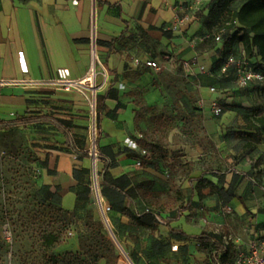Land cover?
<instances>
[{
	"label": "rangeland",
	"instance_id": "rangeland-1",
	"mask_svg": "<svg viewBox=\"0 0 264 264\" xmlns=\"http://www.w3.org/2000/svg\"><path fill=\"white\" fill-rule=\"evenodd\" d=\"M240 2H233L227 10L209 9L199 17L191 30L183 32L181 36L184 43H192L190 46L197 54L208 53L205 60L209 61L211 68L219 65L216 50L220 46L212 36L219 29L229 27ZM147 31L155 35L159 30ZM130 41L139 57L145 51L152 56L153 50L157 49L155 39L144 30H137V33L132 30ZM184 62H189L187 54L176 58L173 69H167L166 64L163 66L164 62H159L165 71H160L162 68L153 70L139 62L137 75L130 76L137 80L144 75L134 87H130L132 91L127 94L128 100L135 104L136 112L139 113L132 133V150L139 155L138 158L132 157L139 168L136 178L139 179L145 172L156 178L155 206L162 218L181 213L182 217L171 225L187 235H235L252 219V214L246 211L244 220H241L237 206L218 199L221 196L220 187L216 185L218 189L215 191L211 184H215L212 182L214 180L225 190L237 168L247 170L249 175L255 174V169L264 165V149L259 151L257 146L253 148L252 143L247 145V141L240 140L236 135L237 129L241 127L239 120L243 119L246 110L264 109V87L252 84L241 88L230 79L227 85L222 86L215 83V79L221 78L218 69L214 76L196 74V71H186ZM95 71L96 78L90 75L86 94L66 92L53 85H38L33 91L23 94L34 98L30 113L37 115L46 113L45 107L49 104L54 106L74 101L77 95H81L90 107L88 153L97 150L100 104L97 97L111 80L110 70L100 61L98 54ZM95 85L102 89L97 90L94 113L88 98L93 99L92 89ZM203 87L216 88L217 103L225 108L220 116H215L201 104ZM4 103L1 101L0 105L5 106ZM53 114L59 115L57 111ZM229 115L233 118L230 125H221V119ZM210 118L219 124V130L214 135H210L206 127ZM42 136L43 131L40 130L38 140H33L26 125L0 127V264H94L80 249V241L87 246L92 243L89 239L94 231L86 227L89 215L103 223L104 233L115 244V264H130L127 255H132L138 264H205L206 256L199 252L197 240L185 241L189 242L188 245L172 242L167 236L168 227L164 224L160 225V229L151 231L123 224L119 217L111 216L110 212L103 216L95 192L92 191L96 172L100 184L102 166L91 156L87 182L91 191L90 199L83 201L81 211L64 215L47 198L48 189L44 182L46 156L43 152L47 143H63L56 139L57 133H52V141L44 140ZM141 143L148 147L143 148ZM144 158H151L158 164L159 170L144 169L141 165ZM47 176L50 177L49 174ZM199 180L204 188L203 197L198 195L196 189ZM256 180L264 182L260 176ZM227 206L233 208L232 213L225 211ZM110 229L125 252L114 241ZM69 232L73 235L70 236ZM50 235H56L58 241L47 246L45 238ZM98 264H105L104 260Z\"/></svg>",
	"mask_w": 264,
	"mask_h": 264
},
{
	"label": "crops",
	"instance_id": "crops-1",
	"mask_svg": "<svg viewBox=\"0 0 264 264\" xmlns=\"http://www.w3.org/2000/svg\"><path fill=\"white\" fill-rule=\"evenodd\" d=\"M205 12L207 9L199 17ZM199 17L188 28L175 32L171 30L173 11L164 0H0V102H5V106L0 105V125L27 120V123L20 125L28 127L33 140H38L40 130L43 131L44 140L52 141V133L58 134L56 139L63 145L47 143L43 149L46 156L44 182L52 202L70 212L81 210L83 199L77 196V192L82 196L85 183L74 173L78 171L83 177L84 172L90 170V158H82L88 152L90 107L81 95H77L74 101L54 106L49 104L42 115L32 114L30 111L34 98L23 95L24 92L33 91L38 86L33 82L57 78L84 79L88 86L92 50L96 41V53L109 68L111 79L100 95L112 88L118 93L117 99L100 100L97 151L112 159L114 167L111 173L115 178L128 175L134 181L139 168L136 166L137 161L130 156V150L133 149L132 133L137 108L128 100L127 94L144 75L137 80L130 76L138 73L139 62H164L163 66L166 64L167 69H173L176 58L185 57L186 54L187 60L193 64L192 72L196 71L197 74L199 65H206L210 70L212 66L205 60L208 53L197 54L190 46V41L187 44L181 39L183 32L191 30ZM151 29L159 31L154 35L147 31ZM132 30H136V33L137 30H144L155 39L157 49L153 50L152 56L145 51L139 57L130 41ZM163 66L160 71H165ZM201 92L205 102L217 100L216 94L210 92V87L201 88ZM6 95L9 98H5ZM56 111L59 115L53 114ZM232 121L229 115L223 117L220 123L229 126ZM247 123L245 117L240 119L241 127L237 131H249ZM206 127L210 135L219 130V124L213 118L207 120ZM238 138L247 141V145L252 143L253 148L257 146L259 151L264 149V140L256 143ZM237 169L225 190L214 180L212 182L215 184H211V187L216 191V185H219L221 196L217 198L236 205L241 220L245 218L244 213L249 211L252 219L264 227V182L256 180L260 176L264 181V165L255 169V174L249 175L247 170ZM105 202L110 204L107 199ZM114 204L116 208L126 206L116 197ZM127 207L138 214L148 211L146 203L138 196ZM110 215L119 217L123 224H130V219L119 211L112 210ZM241 228L231 236L244 241L246 235L244 228ZM171 241L180 242L175 239Z\"/></svg>",
	"mask_w": 264,
	"mask_h": 264
},
{
	"label": "trees",
	"instance_id": "trees-1",
	"mask_svg": "<svg viewBox=\"0 0 264 264\" xmlns=\"http://www.w3.org/2000/svg\"><path fill=\"white\" fill-rule=\"evenodd\" d=\"M237 0H212L207 6V11H215L216 9L227 10L230 5ZM226 34L223 38L222 43L216 50L218 56L219 65L211 68L209 75L214 76L216 70H219L220 77L215 79L216 84L222 86L227 85L226 83L230 81L235 83V77L232 74V70L227 74L220 72L221 67L223 66L225 60L232 55L239 56L241 50L243 49L249 58L251 64L258 70L264 71V0H241L238 9L233 14L232 19L230 20L229 27L226 28ZM215 41V40H214ZM99 45V42H97ZM217 44V43H216ZM227 87V86H226ZM228 91V89H226ZM99 100L104 101L106 99H117L118 93L116 89H110L106 94L99 95L97 97ZM143 108V107H142ZM141 108V109H142ZM264 109L257 108L246 110V114L243 117L248 121L246 127L249 131L247 132H238V137L256 143H260L264 140ZM138 112H136L135 121H138ZM27 123V120H22L20 122L9 123L7 125H20ZM5 125H0V127ZM97 130L100 131V119L97 115ZM98 143V140H97ZM143 148L148 146L144 143H141ZM102 168L100 169L101 181L100 188L102 196L110 202L111 211H119L121 215L128 217L130 219V225L140 228V229H149L151 231L157 230L161 224H164L168 227L169 236L171 239L177 241H188L195 239L199 242L200 250L199 252L209 255V247L215 241L214 247L220 248L222 245V240L224 235L214 234V233H202L198 236L187 235L182 230H177L171 226L173 222L178 221L182 214L178 213L177 215H169L167 218H162L161 213L158 211L155 206V201L157 199L155 194V185L157 180L154 176L146 174V172L139 179L135 178L133 181L128 175H123L119 178H115L111 169L114 167V163L111 158L104 156L99 153ZM130 156L138 158L139 155L130 150ZM90 158V153H86L82 157ZM108 159V161L105 160ZM141 165L144 169H153L155 171L159 170V166L156 162L152 161L151 158L142 159ZM75 177L79 180L84 181L85 183L82 196L77 192V196L84 200H89L91 191L90 186L87 183L90 176V170L84 172L83 177L80 176L78 171L74 173ZM192 182V180H190ZM201 181H198L197 192L200 197H203V187L200 185ZM138 196L143 199L148 207V211L143 214H138L135 210L127 207V204H133L134 197ZM114 197L119 199L121 204H125L123 208H116L114 205ZM48 200L58 206L60 211L69 216L71 214L77 213L79 211L70 212L55 204L50 199V193L47 192ZM132 207V206H131ZM82 209V207L80 208ZM119 209V210H116ZM81 211V210H80ZM183 211H186L184 209ZM157 217L161 218L162 222H159ZM87 229L94 231L92 237L89 239L92 243L86 245L84 242L80 241L81 251L90 259L94 264L104 260L105 264H115L114 260L117 258V248L115 244L107 238L104 233V225L101 221L95 218L93 215H89L87 218ZM58 241L56 235H50L45 238V243L47 246H52ZM131 260L134 262V257L131 255ZM136 264L138 262L135 261Z\"/></svg>",
	"mask_w": 264,
	"mask_h": 264
},
{
	"label": "built area",
	"instance_id": "built-area-1",
	"mask_svg": "<svg viewBox=\"0 0 264 264\" xmlns=\"http://www.w3.org/2000/svg\"><path fill=\"white\" fill-rule=\"evenodd\" d=\"M164 1L168 6H170L173 11L171 30L175 32H181L185 28H188L200 16V14H202L206 10L207 6L212 0H175L174 3H172L170 0ZM225 34L226 29L222 28L215 32L212 37L217 44H221ZM96 56L97 53L95 41L92 50V62L90 67V75H93L94 78H96ZM144 64L152 69H161L159 64L154 60H147L144 62ZM183 66L186 71H192V62H184ZM231 70L236 79L235 83L239 87L246 88L252 84L264 87V71L256 69L251 64L243 49L241 50V54L239 56H229L221 67L220 72L223 74H227ZM210 71L211 69L209 70L206 65H199L198 74H209ZM33 84L53 85L60 87L66 92L78 91L80 93L86 94V91L88 90V86L85 85L84 79L74 80L67 78H57L44 82H33ZM100 89L102 88H98V86L95 85L92 89L93 99L90 100L88 98L89 104L94 113L96 111V93L97 90ZM210 92L216 93V88H210ZM201 104L205 107L208 106L209 110L215 116H220L225 111L224 106L218 104L217 100L205 102L203 99L201 101ZM90 156L94 159L95 162H99L100 155L97 150L91 152ZM105 160L108 161V159L106 158ZM251 181L254 184L258 185V182L255 179H252ZM92 191L95 192L100 211L102 215L105 216L108 212L111 211V207L109 204H106L105 199L101 194L99 174L97 172L95 174L94 187L92 188ZM104 202L105 204H103ZM224 209L227 213L233 212V208L231 206H227ZM157 219L159 222H162L160 217H157ZM243 231L246 235V239L244 241L239 237L235 238L231 235H224L220 248L214 247V241L209 247V255L205 254V264H264V227L261 226L258 222L251 219L245 224ZM68 234L70 236L73 235L72 232H69Z\"/></svg>",
	"mask_w": 264,
	"mask_h": 264
},
{
	"label": "water",
	"instance_id": "water-1",
	"mask_svg": "<svg viewBox=\"0 0 264 264\" xmlns=\"http://www.w3.org/2000/svg\"><path fill=\"white\" fill-rule=\"evenodd\" d=\"M105 220H106V222H107V224H108L107 219H105ZM110 231H111V234H112V236H113L114 241H115L117 244L120 245V243L118 242V240H117V238H116L114 232H113L111 229H110ZM120 246H121V245H120ZM121 249L124 251V249H123L122 246H121ZM124 252H125V251H124ZM127 257H128V260H129L130 264H134L133 261L131 260V258H130L128 255H127Z\"/></svg>",
	"mask_w": 264,
	"mask_h": 264
},
{
	"label": "bare ground",
	"instance_id": "bare-ground-1",
	"mask_svg": "<svg viewBox=\"0 0 264 264\" xmlns=\"http://www.w3.org/2000/svg\"><path fill=\"white\" fill-rule=\"evenodd\" d=\"M95 168V167H94ZM103 202V201H102ZM103 204H105V202L103 203ZM106 218V217H105ZM107 219V218H106ZM119 245V244H118ZM120 246V245H119ZM120 248H121V246H120Z\"/></svg>",
	"mask_w": 264,
	"mask_h": 264
}]
</instances>
